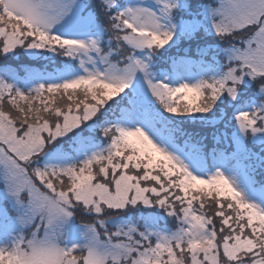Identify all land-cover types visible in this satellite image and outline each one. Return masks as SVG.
<instances>
[{
    "label": "snow or ice",
    "instance_id": "6c2138e0",
    "mask_svg": "<svg viewBox=\"0 0 264 264\" xmlns=\"http://www.w3.org/2000/svg\"><path fill=\"white\" fill-rule=\"evenodd\" d=\"M0 264H264V0H0Z\"/></svg>",
    "mask_w": 264,
    "mask_h": 264
},
{
    "label": "trees",
    "instance_id": "16d2710c",
    "mask_svg": "<svg viewBox=\"0 0 264 264\" xmlns=\"http://www.w3.org/2000/svg\"><path fill=\"white\" fill-rule=\"evenodd\" d=\"M201 3H205V2H210V0H200ZM258 179L260 178L259 176L257 177Z\"/></svg>",
    "mask_w": 264,
    "mask_h": 264
}]
</instances>
